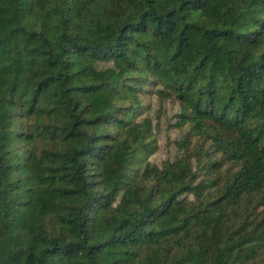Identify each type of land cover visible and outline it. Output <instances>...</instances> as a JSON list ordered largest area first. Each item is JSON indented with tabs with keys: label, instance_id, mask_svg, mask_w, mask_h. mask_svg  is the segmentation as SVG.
<instances>
[{
	"label": "trees",
	"instance_id": "16d2710c",
	"mask_svg": "<svg viewBox=\"0 0 264 264\" xmlns=\"http://www.w3.org/2000/svg\"><path fill=\"white\" fill-rule=\"evenodd\" d=\"M0 264H264V0H0Z\"/></svg>",
	"mask_w": 264,
	"mask_h": 264
},
{
	"label": "rangeland",
	"instance_id": "374dc122",
	"mask_svg": "<svg viewBox=\"0 0 264 264\" xmlns=\"http://www.w3.org/2000/svg\"><path fill=\"white\" fill-rule=\"evenodd\" d=\"M158 108V104H155L153 112ZM175 109L171 106H167L166 112L161 115L160 118V128L158 129V140H159V150L156 154L152 156L155 162H161L167 157H173L177 153L176 139L180 134L179 127H174L171 123L173 120ZM161 114V113H160ZM155 112V115H159Z\"/></svg>",
	"mask_w": 264,
	"mask_h": 264
}]
</instances>
